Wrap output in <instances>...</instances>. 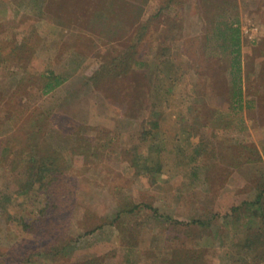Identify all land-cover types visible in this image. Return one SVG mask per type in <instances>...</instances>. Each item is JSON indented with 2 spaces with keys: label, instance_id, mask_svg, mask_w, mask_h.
I'll return each mask as SVG.
<instances>
[{
  "label": "rangeland",
  "instance_id": "1",
  "mask_svg": "<svg viewBox=\"0 0 264 264\" xmlns=\"http://www.w3.org/2000/svg\"><path fill=\"white\" fill-rule=\"evenodd\" d=\"M0 264H264V0H0Z\"/></svg>",
  "mask_w": 264,
  "mask_h": 264
},
{
  "label": "trees",
  "instance_id": "2",
  "mask_svg": "<svg viewBox=\"0 0 264 264\" xmlns=\"http://www.w3.org/2000/svg\"><path fill=\"white\" fill-rule=\"evenodd\" d=\"M49 81L50 82L48 84H45V86L43 87V89L45 91H50V90L56 88L57 86H59L63 82V79H60L57 76L51 75L49 77Z\"/></svg>",
  "mask_w": 264,
  "mask_h": 264
},
{
  "label": "crops",
  "instance_id": "3",
  "mask_svg": "<svg viewBox=\"0 0 264 264\" xmlns=\"http://www.w3.org/2000/svg\"><path fill=\"white\" fill-rule=\"evenodd\" d=\"M138 27H140V29L142 30V28H141L142 27V23H139ZM143 30H145V29H143Z\"/></svg>",
  "mask_w": 264,
  "mask_h": 264
}]
</instances>
